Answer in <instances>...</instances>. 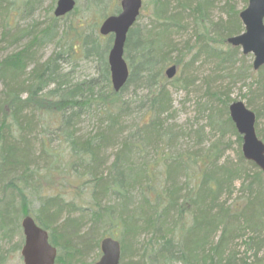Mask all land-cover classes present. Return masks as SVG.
Returning <instances> with one entry per match:
<instances>
[{
    "label": "trees",
    "instance_id": "1",
    "mask_svg": "<svg viewBox=\"0 0 264 264\" xmlns=\"http://www.w3.org/2000/svg\"><path fill=\"white\" fill-rule=\"evenodd\" d=\"M40 1L26 0L25 3L36 7ZM105 1L87 0L86 11H94L101 17L105 14ZM190 1L193 0H173L181 11L170 14L168 10L173 2L152 0L153 22L157 25L151 24L142 37L140 33L136 37L134 26L129 31L124 59L130 74L119 93L111 89L104 59L111 37L101 46L91 36L94 31L87 25L77 29L82 31L63 27L61 38L74 40L82 53L96 58V78L72 86L63 81L58 63L63 61V55V59H69L74 54L70 53L71 45L59 48L62 55L57 52L42 64L34 63L35 49L57 38L61 29L56 23L62 18L53 17L49 27L34 33L22 51L13 52L0 61V232L11 233L19 215L31 217L37 227L47 232L48 243L56 250L54 264H93L87 262L88 255L98 249L104 238L119 242V264L124 261H128L126 264H264V253L261 254L264 250V182L257 168L243 161L241 156L236 165L218 166L222 150H218L217 144L198 156L165 152L175 139L173 130L163 119L170 111L168 83L163 72L168 64H180L181 69L188 71L199 60L217 62L209 64L214 68L210 71L212 81L209 84L210 79H204L201 87L208 93L205 98L224 109L225 122L218 127L231 130L237 143L241 141L228 117V96L213 92L211 85L213 79L219 77L215 71L221 65L236 62L233 54L237 49L226 46L227 51H223L216 46L226 44L227 39L243 32L238 13L226 2L222 8L226 10L227 20L211 24L209 32L205 27L208 22L205 7L212 0H198L195 6ZM14 4L15 0H0L1 41L13 37L6 20ZM185 12L194 21V27L201 26L203 30L193 34L195 46L184 43L178 49L171 36L181 30L180 21L183 22ZM100 47H104L103 51L95 53L94 49ZM193 50L192 57L182 65V60ZM173 53L179 58L168 60ZM143 78L145 82L140 84ZM190 79L189 84L193 86ZM129 85L146 89L147 116L122 136L123 119L131 110L122 93ZM26 88L28 91L22 97ZM249 88L255 90L253 97L263 103L258 109L260 112H255L258 119L259 114L264 116V66ZM253 104L254 100L252 107ZM90 108L99 119L100 128L81 139L75 135L72 122L88 114ZM44 120L50 122L46 127L51 132L44 130L41 135V151L37 156L46 163L44 168H37L32 165L37 164L38 159L32 155L35 140L31 138V129ZM51 136L65 146L61 154L46 145ZM155 141L158 146L153 147ZM148 148L154 149L155 159L134 167L133 158L141 160ZM110 149L116 152L103 171V155ZM61 162L63 168L58 166ZM161 162V168H157ZM238 174L243 178L238 179ZM236 182L242 195L241 205L227 206L225 201L220 202L221 198L234 192ZM8 191L9 200L5 201ZM12 195L19 200L18 210L12 206ZM33 202L38 203L35 209L31 207ZM9 221L12 222L8 224ZM147 234L151 238L143 248L139 237ZM248 234L243 245L248 244L250 248H245V256L239 257L229 246L233 239ZM251 251L252 260L247 262L246 254ZM137 253H140L139 259L132 263L128 254L133 257Z\"/></svg>",
    "mask_w": 264,
    "mask_h": 264
},
{
    "label": "rangeland",
    "instance_id": "2",
    "mask_svg": "<svg viewBox=\"0 0 264 264\" xmlns=\"http://www.w3.org/2000/svg\"><path fill=\"white\" fill-rule=\"evenodd\" d=\"M74 1L76 3L75 12L63 17L56 23L57 27H60L61 29L58 31L57 38L54 41L45 42L44 44H41L40 47L35 49V51H37L35 54V58L33 59L34 63L42 64L57 52L61 53L62 55L63 51H61L59 48H62L64 45H71V48L73 50L71 49L70 53L74 52V54H72L69 59H63V57H65V55H63V61H60L58 63L60 75L63 76V81L68 84V86H72L74 84L86 82L96 78L98 64L96 58L88 54L85 55L81 52V49L78 48L77 42L70 38H61L63 27H72L77 30L80 25H84V27L87 25L88 27H90V30L93 29L94 31L91 36L96 39L97 43L99 42V44L103 46L106 40L110 37H99L97 34L98 27L106 15H108L109 13H113L109 15L112 16L117 13L116 11L119 10L120 0H106L103 4L104 13L106 15L103 14L101 17L94 11H86V9H88L87 0ZM163 1H168L170 3L173 2V0ZM25 2L26 0H15L14 6L10 8L11 12L8 15V20H6V22L12 29L10 35H12L13 37H8V39L1 41L3 28L0 24V61H2L6 56H9L13 52H18L22 47L28 44L34 33L41 32V30L48 28L51 24L56 0H41L39 2V5L36 7L26 5ZM142 2L143 5L140 16L133 27L134 30L137 29L136 37H138V33H140V37L145 35L146 32L149 31L151 24L157 25L155 24V22H153L154 18L152 15L154 6L152 4V0H142ZM198 2V0H193L192 2L190 1V4L195 6L194 4H198ZM226 2L227 4L229 3V6H232L233 11L238 14L239 12L243 11L247 5V0L245 1V3H243L242 0H231V2L229 0H212V3L210 2L211 4L207 3L205 11L207 15L206 19L208 20V22H205V27L209 30V32L212 31L211 24L214 25L220 21L225 22L227 20L226 10L223 9V5ZM168 11V13L170 14H176L181 10L173 2ZM183 14V22L180 21L181 30H179L176 35H173L172 33L171 36L173 39V43L176 45V47H178V49H181L184 43H188L190 47L195 46L196 39L193 34H200V31L203 30L201 26L196 27L195 25L194 27V21L192 20V18L189 19L187 12ZM77 31H82V29H79ZM155 33H157L156 30ZM226 46L230 47L226 44H223L222 46L217 45L216 47L220 50L227 51ZM104 47H100L101 49L98 48L97 50L94 49V52L97 53L98 50L103 51ZM131 48L132 47H130V49ZM229 49L232 48L230 47ZM233 49H237V53L235 52L233 54V60H236V62H233L234 64H229L228 66L221 65V67L215 71L219 77L214 78V82L211 83V85L213 86L212 88L214 89L213 92L220 91L221 94H225L226 96H228L227 99L229 101L227 103V108L231 103L240 101L248 110L253 112L255 116V112L260 109L263 103H261L259 99H255V97H253L255 90H253V88L250 89L249 86L252 84V79L255 78L259 70L256 71L257 73L252 70L253 56L251 54L244 56L242 55L240 48ZM194 51L195 50H193L192 54H189L185 57V61L182 60V65H184L185 62H187L192 57ZM107 52L108 50L104 54L105 60ZM131 52H133V49H131ZM178 58L179 57H177L176 53H173L167 57L168 60ZM209 64L216 65L217 62L206 60L203 63L199 60L193 66V69H190L188 71L181 69V66L179 64L178 66H175L176 74L174 78L170 81L166 80L168 83L166 85V91L169 94L170 111L163 116V119L167 121V127L173 130L175 139L171 144H169V148L166 149L165 152L171 153L172 155L188 153L197 154L198 156L204 155L211 146L217 144L218 150H222V155L219 157L217 165L219 166V164L224 163L229 164V166L236 165L238 162V158L241 156V141L240 143H237V139L233 136L231 130L225 128L220 129L218 127L219 124L225 122V117L223 114L224 109L221 105L215 104L214 102L209 101L208 98H205V95H208V93L205 92L204 87H201V85L203 84L202 81L204 79L209 78V84L212 81V72L210 71L214 68ZM170 66L172 65L168 64L167 66H165L163 72L165 73V70ZM243 72L244 74H242ZM248 72L249 74H247ZM188 79L192 80L193 86H190V81ZM185 82L186 84H184ZM206 85L207 84L205 83V86ZM213 89H211V91ZM1 90L2 87L0 84V92ZM146 94L147 91L144 87L134 85H129L122 93V98L130 103L131 109L128 113L129 116L123 119V124L121 126L124 129H122L123 131L120 132L122 136L126 135L130 130L134 129V127L143 122V120H146ZM253 100L254 104L252 107L251 103ZM254 118V132L256 138L264 145V116L262 117L259 114L258 119H256V117ZM49 123L50 122H46L44 120V122L40 123L39 125H35L31 129V138L35 140L34 145L32 146V155L34 154L35 159H38V163L36 164L34 162V164L32 165L37 168L45 167L46 161H40L39 158L41 157L37 156V154H40L41 151L40 139L44 130L45 132H48V134L51 132L46 127V125L48 126ZM99 123L100 121L98 118L96 119L95 112H93L90 108L88 110V114L85 113V115L80 116L79 119L73 120L72 125L73 129L76 131L75 135L82 139L87 137L89 133L93 134L94 131L98 130V128H100ZM50 138H52L50 140V143L47 144V142H45L47 146L49 145L48 148H50L51 150H56L58 152L57 154H61V150H63L65 146L58 143L54 136H51ZM154 146H158L157 141H155L153 147ZM115 152L116 149H110L107 150L103 155V171L104 169H107L111 164L113 160V154ZM43 158L45 157L43 156ZM133 159V161L135 162L131 164L134 167L141 166L145 162H152V160L155 159L154 149L152 150L148 148L141 160L139 158ZM48 161L54 162L53 159L49 158ZM243 161L247 162L244 159ZM162 164V162L158 164L157 168H161ZM58 166L60 168H63V162L59 163ZM241 172L242 171L240 170V173ZM260 173L263 175L262 181L264 182V174L262 172ZM236 177L238 179L243 178L242 176H240V174H238ZM191 183H193V181H191ZM180 184H183V180L180 181ZM0 186H2V183H0ZM9 191L6 194L5 201L9 200V197H7V195L10 194ZM239 192V183L237 184L236 182L234 192L229 197H227V195L223 196L220 202L225 201L227 206H231L232 204H234L235 206H238L239 204L241 205L242 195ZM1 197L2 196L0 191V202H2ZM12 198V206L18 210L19 200L14 195H12ZM64 199L66 201H69L68 197H65ZM37 205V202H33L31 205L32 209H35ZM65 217L66 214L62 216L63 219ZM21 218L22 216L19 215V217L15 219V223L13 224L14 230L11 233H5L6 231L0 232V264H22V260L20 257V248L23 242L22 232L20 228ZM11 222L12 221H9L8 224H10ZM3 233L5 235H3ZM249 236L250 235L248 234L246 235V237L235 238L229 246L230 249L234 250V252H236L239 257L245 256V248H250L248 244L243 245L244 242L247 241V238ZM150 238L151 236L149 234L141 235L139 237V242L144 243H142L143 248H145V246L149 244ZM252 253L253 252L251 251L246 254V257H248L249 260L247 262H251ZM263 253L264 250L261 254ZM139 254L140 253H137L133 257L129 256L128 254V257L131 259L130 261L132 263H136L139 259ZM98 257L99 250L97 249L95 252H90L87 262H95ZM127 262L128 261H124V264H126Z\"/></svg>",
    "mask_w": 264,
    "mask_h": 264
},
{
    "label": "water",
    "instance_id": "3",
    "mask_svg": "<svg viewBox=\"0 0 264 264\" xmlns=\"http://www.w3.org/2000/svg\"><path fill=\"white\" fill-rule=\"evenodd\" d=\"M142 0H121L118 14L106 17L98 28V35H111L112 42L107 54V66L112 91L118 93L126 84L129 72L124 61V46L127 34L139 17ZM75 8L74 0H56L54 18H62ZM243 33L226 40L233 48H240L242 55L253 56L252 69L264 66V0H247L246 8L238 14ZM175 66L169 67L164 75L175 76ZM228 113L236 132L242 137L241 154L264 174V145L254 132V115L243 103L236 102L228 107ZM23 245L20 249L22 264H54L56 250L48 243L46 231L37 227L31 217L20 222ZM99 258L93 264H119L120 244L112 238L99 243Z\"/></svg>",
    "mask_w": 264,
    "mask_h": 264
},
{
    "label": "bare ground",
    "instance_id": "4",
    "mask_svg": "<svg viewBox=\"0 0 264 264\" xmlns=\"http://www.w3.org/2000/svg\"><path fill=\"white\" fill-rule=\"evenodd\" d=\"M171 40L173 41V39H172V37H171ZM25 48V46L24 47H22L19 51H22L23 49ZM34 48V46H32V49ZM35 54L36 53H34L33 54V59L35 58ZM168 69V68H167ZM166 71V70H165ZM164 77H165V75H164ZM174 78V77H173ZM172 78V79H173ZM172 79H167L166 77H165V80H167V81H170V80H172ZM140 82V84H144V82H145V78H143L141 81H139ZM28 88L30 87V85L29 86H27ZM28 88H26V90H25V92H24V94H22V97L23 96H25V93H26V91H28ZM237 102H240V101H237ZM234 103H236V102H234ZM242 103V102H241ZM231 104H233V103H231ZM230 104V105H231ZM229 105V106H230ZM228 106V107H229ZM250 111V110H249ZM227 112H228V108H227ZM251 112V111H250ZM251 113H253V112H251ZM253 115H254V113H253ZM228 117H229V113H228ZM255 117V116H254ZM229 119H230V117H229ZM231 121V120H230ZM236 131V130H235ZM238 134V133H237ZM239 135V134H238ZM241 157H242V159H243V156H242V154H241ZM163 238H161V240H162Z\"/></svg>",
    "mask_w": 264,
    "mask_h": 264
}]
</instances>
